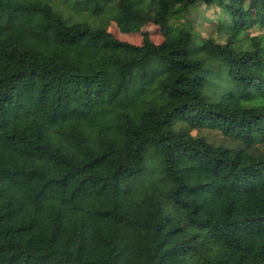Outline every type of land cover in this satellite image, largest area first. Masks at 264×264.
Here are the masks:
<instances>
[{
    "label": "trees",
    "instance_id": "obj_1",
    "mask_svg": "<svg viewBox=\"0 0 264 264\" xmlns=\"http://www.w3.org/2000/svg\"><path fill=\"white\" fill-rule=\"evenodd\" d=\"M0 264H264V0H0Z\"/></svg>",
    "mask_w": 264,
    "mask_h": 264
},
{
    "label": "rangeland",
    "instance_id": "obj_2",
    "mask_svg": "<svg viewBox=\"0 0 264 264\" xmlns=\"http://www.w3.org/2000/svg\"><path fill=\"white\" fill-rule=\"evenodd\" d=\"M110 31L120 40L122 41H126L129 42L131 44H136L139 45L141 43V34L140 33H136V34H123L121 33L118 28L114 25L110 26ZM146 31H148L151 34V37L153 39V41H155L156 43H159L163 40V36L160 33V31H158L157 29L153 28V27H149L146 29ZM207 31H202L201 35L203 37L207 36ZM258 31L257 30H252V34L255 35L257 34ZM177 129L180 131H185L188 130L187 126L185 124H179L177 126ZM199 133V131H191V134L193 135H197ZM203 134H207L209 137H211L214 141H221L223 140L222 135L219 132L216 131H206L203 130L202 131Z\"/></svg>",
    "mask_w": 264,
    "mask_h": 264
}]
</instances>
